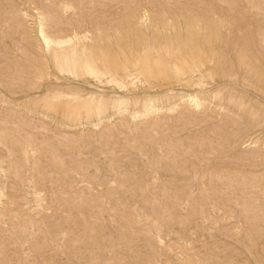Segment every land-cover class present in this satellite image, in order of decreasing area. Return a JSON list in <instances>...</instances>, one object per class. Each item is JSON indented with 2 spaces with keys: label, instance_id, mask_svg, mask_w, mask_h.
<instances>
[{
  "label": "rangeland",
  "instance_id": "rangeland-1",
  "mask_svg": "<svg viewBox=\"0 0 264 264\" xmlns=\"http://www.w3.org/2000/svg\"><path fill=\"white\" fill-rule=\"evenodd\" d=\"M40 17L103 39L97 76ZM0 264H264V0H0Z\"/></svg>",
  "mask_w": 264,
  "mask_h": 264
},
{
  "label": "bare ground",
  "instance_id": "bare-ground-1",
  "mask_svg": "<svg viewBox=\"0 0 264 264\" xmlns=\"http://www.w3.org/2000/svg\"><path fill=\"white\" fill-rule=\"evenodd\" d=\"M39 19H40V29L38 30V35H39L40 42H42L44 48H46L48 50L47 52L49 54L52 53L53 60L59 69H61L62 71H65V72H69V73H73L75 75H78V77H79V75H82V76L83 75H91V76H97L98 75V72L96 69L97 66H99L100 63H103V62L105 64L104 57L99 59L98 58L99 53L97 54V52H100V50L102 48L101 44L99 43V42L103 41L102 38H100V37L97 38L94 46L91 45L92 47L89 49V48H87V46L84 43L85 40L87 39V35L80 37L78 33H75L73 35L71 34V35H64V36H60V37H54L48 33V31L46 29L44 18L40 17ZM210 25L214 29V25H212L211 23H210ZM127 31H128V33L137 32L136 29H129ZM187 38L189 39V41L192 44H198V41H201L203 39V35L199 34L198 32H196L192 29H190L187 33ZM211 39L216 41V39H217L216 33L212 34ZM82 40H83V42H82ZM129 43L130 42H128V41H122V45L125 47L127 45H129ZM177 51L179 52V50H177ZM170 52L171 53L174 52V54L177 55V57H180V54L175 52V49L174 50L171 49ZM102 54H101V56H102ZM117 60H119V59H117ZM125 61H126V65L132 64L133 67L138 66V69L141 72V74H143L147 77L160 76V75H155L157 72L161 75L164 74V72L162 70L163 62L161 64V62L158 60H157V62H153V64H152L151 63L152 60L150 58H133V61L131 62V60L126 56ZM115 62L117 63L118 61H115ZM112 63H113V61H112ZM164 67H165V65H164ZM46 103L51 108L54 107V109H55L57 107L55 105L56 103L54 100H48V101H46ZM184 103H187L189 106H191L192 108H195L196 110H201L204 108L203 99L201 97H199L198 95L194 94V95H188L187 98H185L180 104L174 105L173 108L169 109V112L176 111ZM68 105H69V103H68ZM114 105H117V104H114ZM89 106H90L89 109L84 111L86 113H84L82 110H75L72 112H68L69 114H67L66 116L73 118V119H79V118H81V116L83 114H86V116L90 117L93 114H99V115L102 114L106 108L105 103L96 102L93 100H89ZM163 111L164 110H161V109L149 108L142 116H140L138 114V115L134 116V118L135 119L140 118V117H147L148 118V117H150V115L152 116V114L160 113ZM101 121L99 120V122H101Z\"/></svg>",
  "mask_w": 264,
  "mask_h": 264
}]
</instances>
